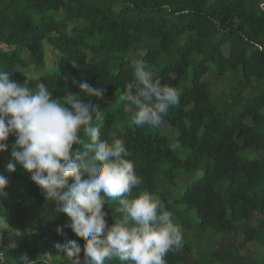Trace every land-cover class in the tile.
Returning <instances> with one entry per match:
<instances>
[{"label": "trees", "instance_id": "trees-1", "mask_svg": "<svg viewBox=\"0 0 264 264\" xmlns=\"http://www.w3.org/2000/svg\"><path fill=\"white\" fill-rule=\"evenodd\" d=\"M0 45V69L21 84L33 67L30 86L42 81L54 98L78 92L73 80L105 90L104 100L81 95L103 113L101 138L124 141L142 179L134 195L157 196L182 228L166 264H264L249 252L253 242L264 245V0H0ZM129 56L180 93L160 127L137 128L124 111ZM214 82L226 85L222 102ZM177 139L181 147L171 150ZM14 142L10 136L0 158L9 180L0 198V262L23 264L28 244L82 246L18 163L15 173L6 171ZM118 206L105 205L110 224L120 218ZM18 234L22 243L11 245Z\"/></svg>", "mask_w": 264, "mask_h": 264}, {"label": "clouds", "instance_id": "clouds-1", "mask_svg": "<svg viewBox=\"0 0 264 264\" xmlns=\"http://www.w3.org/2000/svg\"><path fill=\"white\" fill-rule=\"evenodd\" d=\"M132 69L120 100L137 128L160 127L170 108L180 103L179 91L161 83L142 59L125 57ZM31 79L23 84L12 73L0 69V153L11 145L12 161L8 173L18 163L29 174L55 212L68 219L70 229L84 243L66 240L55 245L65 257L77 258L83 252V264H166L165 256L179 248L181 227L164 201L148 191L134 195L142 179L136 174L132 153L122 139L101 138L103 113L98 104L85 103L82 94L104 100L105 90L88 83L72 81L78 92L69 91L54 98L47 85ZM83 133V136L80 135ZM181 147L177 139L171 150ZM71 179L72 183H69ZM8 177L0 173V198L6 196ZM118 201L120 218L111 224L105 205ZM171 201H168L170 204ZM57 233L63 235V228ZM23 264H32L27 255Z\"/></svg>", "mask_w": 264, "mask_h": 264}, {"label": "rangeland", "instance_id": "rangeland-1", "mask_svg": "<svg viewBox=\"0 0 264 264\" xmlns=\"http://www.w3.org/2000/svg\"><path fill=\"white\" fill-rule=\"evenodd\" d=\"M0 49H6V47H4L3 45H0ZM25 59H27V54L24 55ZM33 67L27 69V73L30 75L31 79H36V74H34L33 72L30 71V69H32ZM214 86L215 88L217 89V96H218V100L219 101H223L224 98H223V94L222 93V88L224 89V87L226 86L225 84H217L216 82H214ZM101 122V121H100ZM131 122V121H130ZM3 157L2 153H0V158ZM184 157V156H183ZM5 197L2 198V200L4 201ZM5 225V222L4 221H1L0 222V227H1V230L3 229V226ZM181 227V226H180ZM181 231H182V228H181ZM23 235L22 234H18V235H15V236H11L9 238V243L13 246L15 245H19L22 243V240H23ZM222 237L221 236H218L216 239H215V250L219 249L220 248V244L222 242ZM220 245V246H219ZM250 249L251 251L250 254H253L254 252H259V256H264V245L262 244H259V243H256V242H253L250 244ZM29 249V252H25L24 255H30L28 257L29 261H34V260H38V259H46V260H49V261H53V262H61V260L65 257L64 253L62 252H59L55 246H51L50 249L48 248H42V247H39V246H34L33 244H28L27 245V250ZM247 249V248H246ZM214 250V251H215ZM69 260H73V258H68V257H65ZM116 261L117 260H113V261H106L105 264H116ZM0 264H4V262H0Z\"/></svg>", "mask_w": 264, "mask_h": 264}, {"label": "built area", "instance_id": "built-area-1", "mask_svg": "<svg viewBox=\"0 0 264 264\" xmlns=\"http://www.w3.org/2000/svg\"><path fill=\"white\" fill-rule=\"evenodd\" d=\"M0 260H2V254L0 253Z\"/></svg>", "mask_w": 264, "mask_h": 264}]
</instances>
